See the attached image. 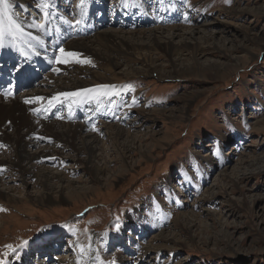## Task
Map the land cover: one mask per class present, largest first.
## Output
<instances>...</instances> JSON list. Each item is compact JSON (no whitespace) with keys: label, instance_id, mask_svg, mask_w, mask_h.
I'll use <instances>...</instances> for the list:
<instances>
[{"label":"rangeland","instance_id":"374dc122","mask_svg":"<svg viewBox=\"0 0 264 264\" xmlns=\"http://www.w3.org/2000/svg\"><path fill=\"white\" fill-rule=\"evenodd\" d=\"M80 5L81 0L0 4L8 14L0 15L3 24L18 18L40 26L46 17L52 25L48 32L58 41H47L42 53L38 51L39 62L25 58L28 68L19 55L4 60L11 74H19L25 82L14 96L38 92L26 104L39 111L33 124H66L62 112L78 95L46 105L42 101L53 95L48 96L55 85L67 83L74 68L116 79L86 88L101 91L79 92L87 93L91 104H107L94 128H85L101 140L106 160H111L98 177L101 183L93 181L86 167L72 165L77 152L54 143L51 148L61 157L41 156L37 168L60 172L70 182L64 200L53 192L51 201H45L37 171L18 174L0 167V185L11 182L2 191L19 198L13 206L0 199V260L6 264H264V0H83ZM170 27L194 28L191 37L180 31L179 39L173 40L180 48L173 57L181 70L178 75L119 74L140 62L113 56L111 51L123 62L114 73L109 72V62L92 51L85 60L64 55V63L56 62L60 48L66 53L91 45L103 31L158 29L162 37ZM46 57L52 59L50 65L41 61ZM156 59L157 65L162 64L156 68L171 70L164 57ZM77 79L86 81L89 76L81 74ZM115 126L132 136L134 148L146 154L141 159L138 152L129 151L125 168L115 161L110 136ZM35 140L31 153L46 145V140ZM23 163L19 167H25ZM24 182L29 184L25 188ZM186 219L189 225L184 224ZM24 250L29 255L23 259Z\"/></svg>","mask_w":264,"mask_h":264},{"label":"bare ground","instance_id":"6f19581e","mask_svg":"<svg viewBox=\"0 0 264 264\" xmlns=\"http://www.w3.org/2000/svg\"><path fill=\"white\" fill-rule=\"evenodd\" d=\"M12 3H16V5L18 6L16 1H12ZM8 10L10 12L9 8ZM0 15L8 17L5 9H1V7ZM17 25L20 27L22 35L15 31V26ZM41 25H44V27L38 28V25H35L32 21L18 18L16 20L15 18H11L10 21L5 24L0 22V29H2L5 33L3 37L4 47L0 48V57L7 58L10 57L13 53H21V55H23L24 57V62L25 58L36 60L39 62L41 57L38 51L42 50V48L47 45V41H51L52 39H54V34L48 32V29L51 26L48 18L45 17ZM201 26L203 27L204 25ZM84 27L89 28V30L91 31L89 26L84 24ZM171 27L166 32V36L162 35L163 38L160 37L161 35L157 31L158 29H152L142 32L103 31L93 37L94 43H92L91 45L86 44L82 47H75L70 49L68 52H73L77 55L75 57H67H69L70 60H85L89 52L92 51L93 54H95V57H102L104 58V60L110 63L107 64L109 65V72L112 73H114L113 69L116 70L123 63L121 61L119 62L116 57H120L125 60H133V58H137L140 62V65H138L137 68L125 66L126 68H124L123 70L121 69L122 72L118 73L122 74L137 72L144 75H149V73L158 72L160 76L178 75L181 70L179 69V66L177 64L178 60L173 59V57L174 55L178 56L180 54V48L177 44H175L176 42H174L173 40L177 37L179 39L180 36H178L177 32L180 31L186 32L191 37L192 33L194 32V28L189 29V27L188 29H177ZM76 28L80 29L78 32L82 31L83 29L82 26H76ZM83 32H85L83 35L87 34V31ZM138 35L139 37H137ZM37 38L39 40H42L43 44L38 43ZM109 51H111L113 56L116 57H112L109 54ZM40 53H42V51H40ZM153 55L157 58L158 56L164 57L169 62L171 70L168 71L163 68H156V66H161L162 64L159 65L158 63L157 65V63H155L157 59L156 57L153 58ZM41 61H43L47 65H50L52 63V59H50L49 57H46V59L44 60L41 59ZM183 69L189 68L183 67ZM72 73L73 75L71 78H66L67 83L61 82L60 85H55L53 93L51 92L48 94V96L51 94L53 95H51L48 100L42 101V105H44L48 101L57 100L53 98L58 97L59 99L65 97L64 95H62L64 93H79L86 88H89V86L108 82L109 80H116L103 78V75L96 72L87 73L86 70L82 71V69H79L78 67L74 68ZM81 74H83L84 76L88 75L89 79L86 81L77 79V76ZM122 77L125 78L126 76ZM3 81L4 79H0L1 84L3 83ZM14 82L15 84H17L16 80H14ZM15 84H13L10 88L0 85V147L2 146L4 148V150L2 147L0 148V152L2 151V155L0 158V167H9L12 169V172L18 174L29 173L34 175L35 171H37V174H35L38 178L37 184L40 185L43 190L44 199H46L45 201H51L50 196L53 192L54 194H59V198H61V200H64L65 197L62 194L64 193V190L67 189V187L70 185V182L65 181V178H63V175L60 172L37 168L38 162L41 161V156H47L48 158H51L52 154H54L59 158L61 157V153L59 151L51 148L50 144L54 143L53 146L62 147L64 150L70 149L72 152H77V156L79 157L77 158V161L72 162V165L75 164L81 167H86V171L90 175H92L93 181L96 183H101L100 178L98 177L105 173L106 170L103 167H106V163H109L111 161L109 159L106 160L107 157L105 156V153H103V151L105 150L103 149L101 140L95 135L88 133L84 126L76 123H70V121H68V123L66 124L57 121L46 124L44 122L41 124H33L35 118L34 116L38 114L39 111L30 110L26 106V104L35 99L38 95V92L23 93L12 97V91L14 90ZM5 92L9 93L7 97L4 95ZM87 93L89 94V92ZM101 109H104V106H101L99 108V110ZM81 111L85 112V110ZM44 114H46L45 116H47L48 118L49 113L45 111ZM173 117L174 115H171V117L170 115L168 116V118ZM133 124H135V122L131 123V125ZM38 128H42L41 133L37 131ZM110 136H112L113 139L115 148L114 152L117 153V159L115 161L119 163L120 167L125 168L129 166V163L125 160L126 156L129 154V151L131 153L138 152L137 154L141 159L146 156L144 150L140 151L138 148H134L135 139L125 133L120 127L115 126L114 130L110 133ZM36 137H38V141L46 140V145L39 147L40 149H36L34 153H31V146L36 144ZM81 151H83L85 154L83 157H81ZM21 160H24L23 165L25 167H19V162ZM52 181H55L56 184H53ZM6 183L11 182L6 181L3 186L0 185V199H3L4 203L13 206V204L17 202L15 200H19V198L11 196L8 193L9 191H2L9 189L4 187L5 185H7ZM28 185L29 184L24 182V188ZM184 224L189 225L190 221L186 219ZM156 238H158L159 241H162L163 239L161 235H157ZM164 238L165 240L167 239L166 237ZM27 253H29V251H21V256L23 257V259L29 255Z\"/></svg>","mask_w":264,"mask_h":264},{"label":"snow or ice","instance_id":"6c2138e0","mask_svg":"<svg viewBox=\"0 0 264 264\" xmlns=\"http://www.w3.org/2000/svg\"><path fill=\"white\" fill-rule=\"evenodd\" d=\"M4 2H5V0H0V4H4ZM82 5H83V0H81V5H80L81 8H82ZM6 7H7V5L5 4V8ZM44 7H48V5H47L46 2L44 4ZM77 23H79V21H77ZM43 27H44V25L38 26V28H43ZM15 31L17 33H20L22 35L21 29H20V27L18 25L15 26ZM4 34H5L4 31L2 29H0V48L4 47V44H3ZM13 38H15V37H13ZM37 42L43 44V41L42 40H39L38 38H37ZM59 52L61 53V58H58L57 59V61H56L57 63H64L65 62L63 60V58H62L64 55L72 56V57H75L77 55L76 53H73V52H67V53H65V50L63 48H60L59 49ZM83 62L86 63L88 61H83ZM102 87L103 88H107L108 86H102ZM84 91L85 92H93V91H97L98 92V91H101V89H86ZM4 95L7 97L9 95V93L8 92H5ZM62 95H64V96H77V95H81V93H64ZM53 99H58V97L53 98ZM27 243H28L27 241H24V244H27ZM6 247L9 250L15 251V249H13V246L12 245H7ZM81 251L83 252V247H81ZM0 264H6V262L3 261V260H0ZM113 264H114V262H113Z\"/></svg>","mask_w":264,"mask_h":264}]
</instances>
